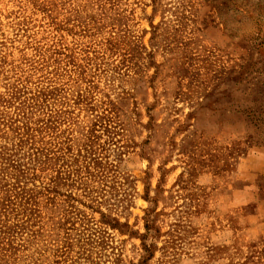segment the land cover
<instances>
[{"label": "rangeland", "instance_id": "rangeland-1", "mask_svg": "<svg viewBox=\"0 0 264 264\" xmlns=\"http://www.w3.org/2000/svg\"><path fill=\"white\" fill-rule=\"evenodd\" d=\"M0 264H264V0H0Z\"/></svg>", "mask_w": 264, "mask_h": 264}]
</instances>
